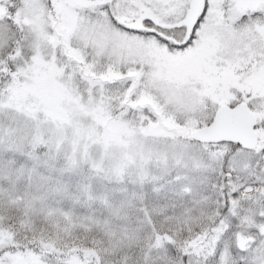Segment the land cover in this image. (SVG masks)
Here are the masks:
<instances>
[{"label": "snow or ice", "instance_id": "1", "mask_svg": "<svg viewBox=\"0 0 264 264\" xmlns=\"http://www.w3.org/2000/svg\"><path fill=\"white\" fill-rule=\"evenodd\" d=\"M0 264H264V0H0Z\"/></svg>", "mask_w": 264, "mask_h": 264}]
</instances>
